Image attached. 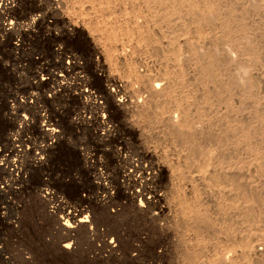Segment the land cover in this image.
<instances>
[{
	"label": "rangeland",
	"instance_id": "374dc122",
	"mask_svg": "<svg viewBox=\"0 0 264 264\" xmlns=\"http://www.w3.org/2000/svg\"><path fill=\"white\" fill-rule=\"evenodd\" d=\"M160 1L0 8V264H264V0Z\"/></svg>",
	"mask_w": 264,
	"mask_h": 264
},
{
	"label": "bare ground",
	"instance_id": "6f19581e",
	"mask_svg": "<svg viewBox=\"0 0 264 264\" xmlns=\"http://www.w3.org/2000/svg\"><path fill=\"white\" fill-rule=\"evenodd\" d=\"M159 1V0H158ZM162 2H163V0H161ZM160 1V2H161ZM167 2L168 0H164V2ZM170 1V0H169ZM183 1H185V0H183ZM195 1H197V0H188V1H186L185 2V6H186V10H187V12L190 14V15H194L195 17H196V15L198 16L199 14L202 16V18L203 19H205L206 21L208 20V21H210V18H211V16L213 17L214 16V14H216L217 12V10H218V7H217V4L216 3H214V2H212V1H207V2H205L204 1V4L203 5H198L197 3L198 2H195ZM200 2V1H199ZM7 5H8V0H0V8H7ZM175 8H173L172 9V11L173 12H176L175 10H174ZM177 9V8H176ZM230 11V10H229ZM232 12V11H231ZM199 15V16H200ZM229 15V14H228ZM200 18V17H199ZM8 23H6L5 25H7ZM244 24V23H243ZM116 35V34H115ZM244 39V38H243ZM250 48V47H249ZM254 48V47H253ZM209 55V54H208ZM213 61H214V59L212 58V56L211 55H209V57H208V60H207V62L206 63H204L203 65H200V69H201V71L202 72H208V69H209V66L213 63ZM216 61V60H215ZM212 68V67H211ZM244 68V67H243ZM211 71V70H210ZM244 71V70H243ZM246 71H247V69H246ZM245 72V71H244ZM240 73V72H239ZM235 78V77H234ZM156 88L158 87V84H155L154 85ZM155 91V89L153 90V92ZM158 91V90H157ZM169 91V90H168ZM158 93V92H157ZM153 94V93H152ZM177 122V121H176ZM181 123H183V121L181 122ZM181 123H179V125L181 124ZM185 123V122H184ZM228 125V124H227ZM182 127H183V125H181ZM226 126V125H225ZM236 126V125H235ZM234 125L233 126H226L225 127V129H223V131L221 132V133H223V134H221V133H219L216 137H215V139H216V143L219 145V146H223V145H225V144H229V145H232V146H238V144L240 143L239 142V136H236V128L237 127H235ZM185 127V126H184ZM45 128V130H46V132L47 133H49V134H47V136H49V138H48V140H52V134H53V131H54V129H52V128H49V127H44ZM178 128H179V126H178ZM181 128V127H180ZM186 131V130H185ZM182 132V131H181ZM198 132V131H197ZM183 133H184V131H183ZM193 134H195L194 132H192ZM180 134H182V133H180ZM198 134H200V133H198ZM221 134V135H220ZM254 134V133H253ZM260 134V133H259ZM189 135V134H188ZM244 135V134H243ZM261 135H262V139H263V141H264V132H262L261 133ZM186 137V136H185ZM190 136H188V138H189ZM187 138V137H186ZM245 138V137H244ZM247 138V137H246ZM182 140H183V138H181ZM190 139H191V137H190ZM189 139V140H190ZM214 139V138H213ZM185 141V140H184ZM189 142H191V141H189ZM189 142H187V143H189ZM245 142V141H244ZM249 142V141H248ZM254 142V141H253ZM264 143V142H263ZM245 145V144H244ZM218 146V147H219ZM45 147V146H44ZM197 147V146H196ZM221 148V147H220ZM231 148V147H230ZM45 149V148H44ZM16 150V149H15ZM9 166V165H8ZM10 166L11 167H13L14 169H15V167H16V163H15V160H14V162H12L11 161V163H10ZM232 177V176H231ZM230 177V178H231ZM184 208H187V207H184ZM75 215L76 214H73V212L72 211H69L66 215H65V217L63 218L65 221L63 222V224L62 225H64L66 228H67V230L70 232L71 230H73L74 228H76L75 227V225H76V222L77 223H83V226H85L86 224H84V223H87V221H88V218H87V215L86 216H82L81 218H79V219H75ZM202 218V217H201ZM200 217H199V219H201ZM71 219H73V222H74V224H73V222L72 221H70ZM198 219V220H199ZM203 220H205L204 221V223L205 224H207V225H209L210 223V221H209V219L208 218H202ZM201 219V221H203ZM63 221V220H62ZM196 221V220H195ZM200 221V220H199ZM82 225V224H81ZM70 245L71 244H66L65 245V248H68V247H70ZM192 253H190L189 252V254L186 252V254H187V256H186V258H187V261L189 262H187L188 264H196L195 262H197V261H195L196 259H195V257H196V253H193V251H191ZM198 254V253H197ZM195 255V256H194ZM197 258V257H196ZM212 262H214L213 264H217L218 262H220L221 263V259L220 258H214L213 259V261ZM198 263V262H197Z\"/></svg>",
	"mask_w": 264,
	"mask_h": 264
}]
</instances>
